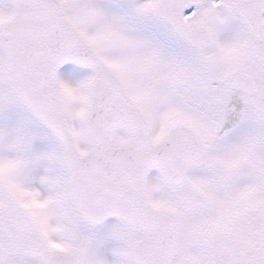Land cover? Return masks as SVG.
I'll return each mask as SVG.
<instances>
[{
  "label": "snow or ice",
  "instance_id": "6c2138e0",
  "mask_svg": "<svg viewBox=\"0 0 264 264\" xmlns=\"http://www.w3.org/2000/svg\"><path fill=\"white\" fill-rule=\"evenodd\" d=\"M7 5L0 264H264V0Z\"/></svg>",
  "mask_w": 264,
  "mask_h": 264
},
{
  "label": "rangeland",
  "instance_id": "374dc122",
  "mask_svg": "<svg viewBox=\"0 0 264 264\" xmlns=\"http://www.w3.org/2000/svg\"><path fill=\"white\" fill-rule=\"evenodd\" d=\"M3 3L5 6L7 5V0H3ZM77 67V66H75ZM78 71L82 75H87L90 74L89 69H84L81 67H77ZM120 134H123V132H120ZM158 174L157 172H152L149 174V179H151L153 176ZM115 219H108L104 222H102L99 225H95L91 227V231L96 234L97 237V247L95 248V251L97 252L98 255L102 256L103 258L107 259L110 262H116V264H119L120 257L115 254L116 250L120 249L123 247V242L120 240L115 239L114 237H111L108 235V232L110 228L113 225L119 224ZM85 233L89 231L88 228H85Z\"/></svg>",
  "mask_w": 264,
  "mask_h": 264
},
{
  "label": "water",
  "instance_id": "95a60500",
  "mask_svg": "<svg viewBox=\"0 0 264 264\" xmlns=\"http://www.w3.org/2000/svg\"><path fill=\"white\" fill-rule=\"evenodd\" d=\"M152 170H156V169H152ZM152 170H150L149 172H151ZM108 218H116V219L119 220V218H118V217H115V216H109V217H107L106 219H108ZM106 219H105V220H106Z\"/></svg>",
  "mask_w": 264,
  "mask_h": 264
}]
</instances>
